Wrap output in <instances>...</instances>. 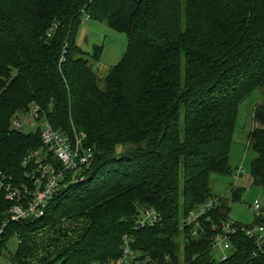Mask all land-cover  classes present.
Masks as SVG:
<instances>
[{"label":"trees","instance_id":"16d2710c","mask_svg":"<svg viewBox=\"0 0 264 264\" xmlns=\"http://www.w3.org/2000/svg\"><path fill=\"white\" fill-rule=\"evenodd\" d=\"M86 16L129 40L103 78L93 68L103 48L90 56L77 43ZM255 93L251 184L264 189V0H0V173L33 184L23 163L43 149L41 133L10 129L33 105L95 151L84 180L62 187L43 218L8 224L0 254L9 264H113L129 236L139 264H264V238L246 233L264 215L250 228L231 223L215 194L235 177L239 111ZM230 192L240 200L241 189ZM216 198L193 236L190 214ZM13 205L0 192V230ZM146 210L160 221L136 230ZM228 223L229 255L216 262Z\"/></svg>","mask_w":264,"mask_h":264},{"label":"built area","instance_id":"2783aa9c","mask_svg":"<svg viewBox=\"0 0 264 264\" xmlns=\"http://www.w3.org/2000/svg\"><path fill=\"white\" fill-rule=\"evenodd\" d=\"M84 19L88 21L89 17L86 16ZM33 124L39 125L37 131L41 133L44 147L41 150L29 152L23 163L25 168H29L26 177L33 182L32 186H15L5 175L0 173V192H4L7 200L14 204L0 230V238L10 223L43 218L47 207L60 189L69 183L83 181L87 169L92 166L95 160V151L85 146L83 135L75 134L71 137L54 130L40 106L33 105L28 111L15 115L11 121L10 129L14 132H22L24 126ZM237 172L238 175L234 177L235 182L245 174V170L241 167ZM218 205V198L211 199L190 214L186 225L193 228V236L199 233L200 220ZM252 212L255 217H262L264 205L257 201L252 206ZM159 221L158 213L146 210L137 219L135 229L144 230L147 227L155 226ZM235 232L236 228L233 224H223L222 234L216 238L215 245L228 250L230 235ZM246 233L248 236L260 233L259 241L261 242L264 238V227L249 229L246 230ZM132 242L133 238L129 236L124 238L123 257L113 264H139L131 249ZM19 243L18 241V246ZM11 245L8 250L10 252H12ZM7 257L6 254H0V264H9Z\"/></svg>","mask_w":264,"mask_h":264},{"label":"rangeland","instance_id":"374dc122","mask_svg":"<svg viewBox=\"0 0 264 264\" xmlns=\"http://www.w3.org/2000/svg\"><path fill=\"white\" fill-rule=\"evenodd\" d=\"M78 46L88 55L92 56L96 48H103V55L99 63L94 64V70L103 78L107 72L117 66L128 50L129 40L125 34L116 32L105 24L85 19L81 25L78 36ZM262 102V95L255 93L246 100L239 111L237 131L234 136L231 150V158L235 175L237 170L244 168L245 174L235 182L232 178H226L215 188V194L229 203V221L245 227H253L256 222L252 212V206L257 201L264 204V189L251 184V167L256 159V153L249 147L247 135L253 127V111ZM39 125L24 126L22 132L26 135L36 133ZM234 178V177H233ZM231 186L241 189L240 200L234 201L231 195ZM236 190V189H235ZM18 241L12 243V252H16ZM229 254L223 247L214 246L212 256L216 262H220L223 257Z\"/></svg>","mask_w":264,"mask_h":264}]
</instances>
